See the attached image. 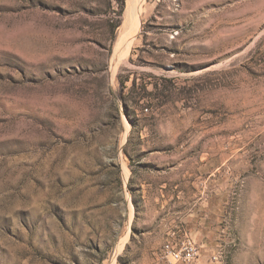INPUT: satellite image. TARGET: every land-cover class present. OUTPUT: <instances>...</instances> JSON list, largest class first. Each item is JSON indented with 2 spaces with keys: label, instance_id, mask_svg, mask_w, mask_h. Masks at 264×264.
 Wrapping results in <instances>:
<instances>
[{
  "label": "rangeland",
  "instance_id": "1",
  "mask_svg": "<svg viewBox=\"0 0 264 264\" xmlns=\"http://www.w3.org/2000/svg\"><path fill=\"white\" fill-rule=\"evenodd\" d=\"M137 4L0 0V264H166L181 229L264 264V0H144L113 67Z\"/></svg>",
  "mask_w": 264,
  "mask_h": 264
},
{
  "label": "built area",
  "instance_id": "2",
  "mask_svg": "<svg viewBox=\"0 0 264 264\" xmlns=\"http://www.w3.org/2000/svg\"><path fill=\"white\" fill-rule=\"evenodd\" d=\"M161 257L166 264H192L199 257V248L189 231L181 229L164 243Z\"/></svg>",
  "mask_w": 264,
  "mask_h": 264
},
{
  "label": "bare ground",
  "instance_id": "3",
  "mask_svg": "<svg viewBox=\"0 0 264 264\" xmlns=\"http://www.w3.org/2000/svg\"><path fill=\"white\" fill-rule=\"evenodd\" d=\"M134 1H139V4H137V6L135 5L134 7L132 6L133 7L132 10L135 12V15L132 19L129 18L131 20L130 27L127 28L125 31L123 28L124 32L119 36V42L116 45V50H115V54H114L115 57L113 58V62H114L113 67L117 66L119 61L128 54L130 47H131V44H132V42H133V40H134V38H135L137 32L139 31V28H140L139 15H140V12L142 9V4H143L144 0H134Z\"/></svg>",
  "mask_w": 264,
  "mask_h": 264
}]
</instances>
